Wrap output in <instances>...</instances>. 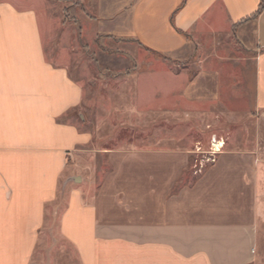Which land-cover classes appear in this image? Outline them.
Masks as SVG:
<instances>
[{
  "label": "crops",
  "instance_id": "obj_1",
  "mask_svg": "<svg viewBox=\"0 0 264 264\" xmlns=\"http://www.w3.org/2000/svg\"><path fill=\"white\" fill-rule=\"evenodd\" d=\"M50 1L0 0V264H251L264 228V10L253 18L261 0H88L98 36L166 58L157 83H139L146 103L161 95L160 109L170 96L199 112L246 93V75L229 79L218 66L235 63L227 50L252 67L244 123L212 135L224 145L200 174L187 176L192 148L164 145L117 158V176L97 189L69 172L92 134L63 119L84 89L67 64L48 57ZM197 55L208 56L197 63ZM62 180L76 185L55 239L47 209Z\"/></svg>",
  "mask_w": 264,
  "mask_h": 264
},
{
  "label": "rangeland",
  "instance_id": "obj_2",
  "mask_svg": "<svg viewBox=\"0 0 264 264\" xmlns=\"http://www.w3.org/2000/svg\"><path fill=\"white\" fill-rule=\"evenodd\" d=\"M50 3L47 11L54 18V23L46 36L48 57L56 63L67 64L71 77L79 81L84 89L81 106L64 119H70L92 134L90 143L79 147L69 159L72 176L84 177L94 189L100 184L109 185L110 178L117 176L114 160L126 159L129 151L137 153L140 149H158L164 145L192 148L187 176L197 175L201 172L197 173L195 164L203 157V154L195 151L197 147L208 151L212 135L220 137L224 131L227 135L232 134L243 125L242 116L252 106V67L247 65L245 68L243 63L238 64L241 63L240 58L244 57L240 51L227 50L226 55L235 59V63L221 60L222 64L218 66L226 70L229 79L234 77L237 81L241 80L242 73L248 77L249 86L242 96L237 95L235 88L236 93L234 90L228 93L237 95L234 101L213 103L212 106L203 104L199 112L191 107L187 98L170 96L160 109L158 100L161 95L156 94L155 101L146 103L149 100H144L139 83L142 78L156 83L159 81L158 73L168 67L162 54L143 50L136 43L116 42L98 36L94 22L89 18L97 11L92 1L52 0ZM207 56L197 55L193 61L198 63L200 58ZM191 61L178 62L181 67L174 66V73L182 72L183 65ZM210 63L216 65L212 60ZM197 73L198 69L189 70L190 80ZM63 180L59 198L47 209L48 220L54 222L53 230L47 231V234L55 239H59L57 225L66 194L76 185L70 180L69 185L64 186ZM260 234L263 240L251 264H264V228ZM41 257L36 253V258Z\"/></svg>",
  "mask_w": 264,
  "mask_h": 264
},
{
  "label": "built area",
  "instance_id": "obj_3",
  "mask_svg": "<svg viewBox=\"0 0 264 264\" xmlns=\"http://www.w3.org/2000/svg\"><path fill=\"white\" fill-rule=\"evenodd\" d=\"M223 145V141L213 138L208 151H204L201 147H197L195 151L203 154V157L195 164L197 173L202 172L209 162H214L216 160V155L222 150Z\"/></svg>",
  "mask_w": 264,
  "mask_h": 264
},
{
  "label": "trees",
  "instance_id": "obj_4",
  "mask_svg": "<svg viewBox=\"0 0 264 264\" xmlns=\"http://www.w3.org/2000/svg\"><path fill=\"white\" fill-rule=\"evenodd\" d=\"M264 10V0H261L260 1V5H259V8H258V10L256 11V13L253 15V18H256L262 11ZM142 45V44H141ZM149 51H152V52H155V53H157V54H160V53H158V52H156V51H153V50H150V49H148ZM64 119V118H63Z\"/></svg>",
  "mask_w": 264,
  "mask_h": 264
}]
</instances>
